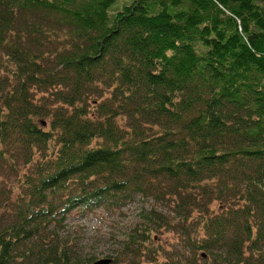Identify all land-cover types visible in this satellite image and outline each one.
Wrapping results in <instances>:
<instances>
[{"label":"trees","instance_id":"obj_1","mask_svg":"<svg viewBox=\"0 0 264 264\" xmlns=\"http://www.w3.org/2000/svg\"><path fill=\"white\" fill-rule=\"evenodd\" d=\"M21 167L0 264H92L67 216L136 197L112 264L174 226L180 264H264V0H0V175Z\"/></svg>","mask_w":264,"mask_h":264},{"label":"rangeland","instance_id":"obj_2","mask_svg":"<svg viewBox=\"0 0 264 264\" xmlns=\"http://www.w3.org/2000/svg\"><path fill=\"white\" fill-rule=\"evenodd\" d=\"M27 172H29V167H21L18 176L0 175V185L6 183L14 189L12 200H15L20 193L19 181L23 173ZM4 173L7 174V171ZM152 205V200L136 197L112 209L98 208L86 213L74 210L69 213L64 228L60 231L63 237H70L69 240L85 256L94 257L96 260L114 257L118 254L121 256L128 234L143 221L141 220L142 209H149ZM215 207L217 208L216 205ZM184 241L178 227L163 229L158 233V238H155L154 249L157 251L150 254L148 250L147 254H150V258L144 256V263L155 264L154 262L157 261L161 264L164 261H170L172 264H180L188 255V248H185Z\"/></svg>","mask_w":264,"mask_h":264},{"label":"water","instance_id":"obj_3","mask_svg":"<svg viewBox=\"0 0 264 264\" xmlns=\"http://www.w3.org/2000/svg\"><path fill=\"white\" fill-rule=\"evenodd\" d=\"M113 259L111 258H101L99 260L94 261L92 264H111Z\"/></svg>","mask_w":264,"mask_h":264}]
</instances>
